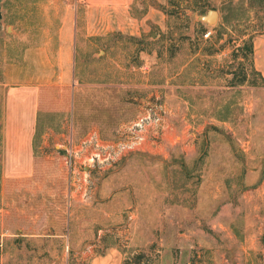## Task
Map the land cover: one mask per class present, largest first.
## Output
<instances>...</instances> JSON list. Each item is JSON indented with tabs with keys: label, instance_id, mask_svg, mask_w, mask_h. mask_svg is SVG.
<instances>
[{
	"label": "rangeland",
	"instance_id": "1",
	"mask_svg": "<svg viewBox=\"0 0 264 264\" xmlns=\"http://www.w3.org/2000/svg\"><path fill=\"white\" fill-rule=\"evenodd\" d=\"M210 10V26L195 19ZM1 12L0 81L32 76L43 110L30 168H4L0 147V264H264V79L245 44L264 34V0ZM140 103L166 108L163 139L72 175L67 150L121 143Z\"/></svg>",
	"mask_w": 264,
	"mask_h": 264
},
{
	"label": "crops",
	"instance_id": "2",
	"mask_svg": "<svg viewBox=\"0 0 264 264\" xmlns=\"http://www.w3.org/2000/svg\"><path fill=\"white\" fill-rule=\"evenodd\" d=\"M81 1L91 10L110 11L123 10L132 2V0ZM67 23V21H64L60 25V33L70 26ZM60 51H63L62 47H60ZM253 54L254 66L264 79V34L254 38ZM1 77L0 89L3 90V94L0 147L4 156L2 166L6 169L11 168V166H14V169L17 170L28 169L31 167L34 156V137L36 135L38 117L43 110L41 106L43 91V86L41 85L43 84L36 83L37 81L32 76L22 73L18 68L6 69L1 74ZM153 95V99H159L157 92ZM151 98L152 95L146 97L147 100H153ZM141 103L138 109L142 107ZM163 145L164 142L157 145L156 149Z\"/></svg>",
	"mask_w": 264,
	"mask_h": 264
},
{
	"label": "built area",
	"instance_id": "3",
	"mask_svg": "<svg viewBox=\"0 0 264 264\" xmlns=\"http://www.w3.org/2000/svg\"><path fill=\"white\" fill-rule=\"evenodd\" d=\"M210 31L204 34L208 37ZM167 111L162 104H148V106L139 110L135 120L124 130L125 139L121 143L104 144L96 138L90 137L84 139L75 148L67 150L65 164L68 165L72 175H76L77 159H86L89 163L103 164L109 160H118L142 147L148 140L163 139V135L168 131L166 121ZM94 141V142H93Z\"/></svg>",
	"mask_w": 264,
	"mask_h": 264
},
{
	"label": "water",
	"instance_id": "4",
	"mask_svg": "<svg viewBox=\"0 0 264 264\" xmlns=\"http://www.w3.org/2000/svg\"><path fill=\"white\" fill-rule=\"evenodd\" d=\"M1 2L2 0H0V20L2 18ZM217 17H218V14L214 10L208 11L206 15H195L196 20L203 22L208 26H210V24H213L216 21Z\"/></svg>",
	"mask_w": 264,
	"mask_h": 264
},
{
	"label": "trees",
	"instance_id": "5",
	"mask_svg": "<svg viewBox=\"0 0 264 264\" xmlns=\"http://www.w3.org/2000/svg\"><path fill=\"white\" fill-rule=\"evenodd\" d=\"M205 11L206 10L203 9V10H201V13H204ZM200 26H201L200 27L201 28L200 30H202V32H205V29L203 28V26L202 25H200ZM253 37L254 36L252 34H250L249 37H248V39L245 41V44L247 46V52H248L249 55H251L252 52H253V45H252V39H253ZM135 262L136 263L140 262V257L139 256L136 257ZM124 264H127V263L124 262Z\"/></svg>",
	"mask_w": 264,
	"mask_h": 264
}]
</instances>
